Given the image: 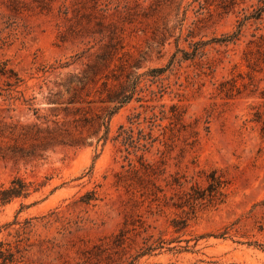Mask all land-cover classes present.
<instances>
[{
	"label": "rangeland",
	"instance_id": "rangeland-1",
	"mask_svg": "<svg viewBox=\"0 0 264 264\" xmlns=\"http://www.w3.org/2000/svg\"><path fill=\"white\" fill-rule=\"evenodd\" d=\"M260 6L0 0V188L32 184L0 206L12 264H264V19L213 41ZM211 170L224 202L176 208Z\"/></svg>",
	"mask_w": 264,
	"mask_h": 264
},
{
	"label": "trees",
	"instance_id": "trees-1",
	"mask_svg": "<svg viewBox=\"0 0 264 264\" xmlns=\"http://www.w3.org/2000/svg\"><path fill=\"white\" fill-rule=\"evenodd\" d=\"M262 6L252 9V11L248 14H245L238 24V32L233 35L223 37L221 39L213 40L216 43H231L236 40L240 28L251 19L256 21H260L264 19V1L259 0ZM96 7V6H95ZM260 39L264 40V36L261 35ZM202 46L205 45L204 42H200ZM186 55V54H185ZM164 69L158 68L155 70H151V73H157L159 76ZM137 80V78L135 79ZM118 100L119 103H124L129 96L123 94ZM17 125H7L0 122V138L4 137L5 133L13 135L15 131H18ZM25 127H20L18 136L24 135ZM22 131V132H21ZM206 185L205 187L200 186H191L188 192H184L182 194V198L178 204H174L176 208L187 207L190 210H193L197 205L215 206L224 202L226 198V190L229 184L228 180H226L221 174H218L216 170H211L208 172L205 178ZM175 185L180 186L178 181L174 182ZM32 184L25 182L20 177H14L5 188H0V206H3L9 203L11 200L15 198H26L31 192ZM94 197V193H89L82 201L87 203ZM185 221H177L173 220V227H178L179 225H183ZM162 243V242H160ZM150 250V249H149ZM17 252V251H16ZM142 255V254H140ZM16 261L15 255L10 251L9 248L3 249L2 243H0V264H12Z\"/></svg>",
	"mask_w": 264,
	"mask_h": 264
}]
</instances>
